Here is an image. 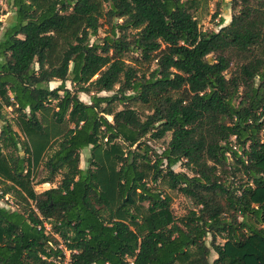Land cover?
Returning a JSON list of instances; mask_svg holds the SVG:
<instances>
[{
	"label": "trees",
	"instance_id": "1",
	"mask_svg": "<svg viewBox=\"0 0 264 264\" xmlns=\"http://www.w3.org/2000/svg\"><path fill=\"white\" fill-rule=\"evenodd\" d=\"M229 7L208 32L185 0H12L0 201L16 208L0 206V264H46L59 240L70 264H264V0ZM167 134L160 153L145 140ZM41 165L39 184L60 180L36 193ZM157 184L193 208L176 217Z\"/></svg>",
	"mask_w": 264,
	"mask_h": 264
},
{
	"label": "rangeland",
	"instance_id": "2",
	"mask_svg": "<svg viewBox=\"0 0 264 264\" xmlns=\"http://www.w3.org/2000/svg\"><path fill=\"white\" fill-rule=\"evenodd\" d=\"M186 4L193 8L195 17L198 22V26L201 31H217L219 29V21L220 19L223 20V25H227L230 22L231 19V10L229 7V2L230 0H185ZM0 5L3 11V15L0 17V36L2 33L7 29V27L11 24L12 22V17H13V9H12V0H0ZM106 30L107 26L105 24L101 25V27L98 29L97 35L93 36L90 38V43H93L95 41H99L106 35ZM133 56H126L124 59L129 62L132 65H137L141 70H145L148 68L147 65H138L132 61ZM208 59H211L209 56ZM154 67V64H151V69ZM59 82H52L48 86L50 89H54L57 86H59ZM66 87L70 90H72L71 85L69 82H67ZM78 98L86 104L90 103V96L83 94V93H77ZM101 95H112V93H102ZM128 106L134 108L137 110L139 115L142 117L146 114H148V111L146 108L140 104L134 103V102H129ZM115 107L118 109H121V105H118L115 103ZM5 113L9 114L10 109H6ZM9 117H11L9 115ZM1 126V123H0ZM147 140L148 144L157 152L160 153L162 150L166 147L168 141L170 140V134H167L163 139L159 141H151L148 139ZM21 152V147L19 146L18 149ZM89 155V149H84L80 152V164L79 167L81 169H84L86 167L85 160ZM173 170L175 172H185L188 175H190L183 165L177 164L176 166L173 167ZM48 172L44 166H40L36 177L33 181L34 184V191L36 193H41L47 189L54 188L58 184L60 180V176H55L53 179V183H42L39 184L42 180L46 179L48 177ZM48 184V185H45ZM158 188L163 190L165 193L169 194L172 198V203H171V209L173 214L176 217H181L183 216L188 209H192L193 205L191 202L184 198L181 194L175 192V191H169L163 187V185L157 184ZM0 206L5 207L8 209H15L16 204L15 201L12 200L9 197L4 198L3 200L0 201ZM210 238L208 237L206 240V243L209 244ZM217 243H223L221 239L216 240Z\"/></svg>",
	"mask_w": 264,
	"mask_h": 264
},
{
	"label": "built area",
	"instance_id": "3",
	"mask_svg": "<svg viewBox=\"0 0 264 264\" xmlns=\"http://www.w3.org/2000/svg\"><path fill=\"white\" fill-rule=\"evenodd\" d=\"M48 185V184H46ZM45 231L50 233L49 226L44 225ZM57 239L58 237L55 236ZM59 240V239H58ZM52 249L56 254H52L51 256H43L41 259L46 262V264H70V254L63 243L59 240V244L57 246H52Z\"/></svg>",
	"mask_w": 264,
	"mask_h": 264
},
{
	"label": "crops",
	"instance_id": "4",
	"mask_svg": "<svg viewBox=\"0 0 264 264\" xmlns=\"http://www.w3.org/2000/svg\"><path fill=\"white\" fill-rule=\"evenodd\" d=\"M46 185V184H45Z\"/></svg>",
	"mask_w": 264,
	"mask_h": 264
}]
</instances>
